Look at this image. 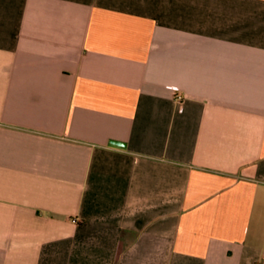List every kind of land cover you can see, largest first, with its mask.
<instances>
[{"label":"crops","instance_id":"1","mask_svg":"<svg viewBox=\"0 0 264 264\" xmlns=\"http://www.w3.org/2000/svg\"><path fill=\"white\" fill-rule=\"evenodd\" d=\"M0 264H264V0H0Z\"/></svg>","mask_w":264,"mask_h":264},{"label":"built area","instance_id":"2","mask_svg":"<svg viewBox=\"0 0 264 264\" xmlns=\"http://www.w3.org/2000/svg\"><path fill=\"white\" fill-rule=\"evenodd\" d=\"M183 100H184L183 96L180 93H176L174 101H175V110L177 112H181L182 111Z\"/></svg>","mask_w":264,"mask_h":264},{"label":"water","instance_id":"3","mask_svg":"<svg viewBox=\"0 0 264 264\" xmlns=\"http://www.w3.org/2000/svg\"><path fill=\"white\" fill-rule=\"evenodd\" d=\"M110 143L113 144V145H121V143L116 142V141H111Z\"/></svg>","mask_w":264,"mask_h":264}]
</instances>
